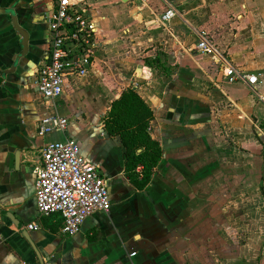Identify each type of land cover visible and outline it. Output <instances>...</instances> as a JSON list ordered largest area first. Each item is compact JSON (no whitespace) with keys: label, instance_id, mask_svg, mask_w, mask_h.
<instances>
[{"label":"crops","instance_id":"crops-1","mask_svg":"<svg viewBox=\"0 0 264 264\" xmlns=\"http://www.w3.org/2000/svg\"><path fill=\"white\" fill-rule=\"evenodd\" d=\"M87 3L98 30L92 66L48 103L36 72L50 4L0 0V264H264V0ZM131 4L134 31L116 38ZM170 8L177 16L163 22ZM203 39L212 54L195 51ZM230 69L256 84L231 80ZM126 89L154 112L149 132L163 152L144 186L103 127ZM55 115L67 130L40 137V120ZM65 140L99 167L112 203L73 237L59 214L39 216L35 198L42 148Z\"/></svg>","mask_w":264,"mask_h":264},{"label":"built area","instance_id":"built-area-1","mask_svg":"<svg viewBox=\"0 0 264 264\" xmlns=\"http://www.w3.org/2000/svg\"><path fill=\"white\" fill-rule=\"evenodd\" d=\"M50 4L47 11L49 40L47 60L36 72L39 93L48 103L64 94L69 77H83L92 66L97 44V26L87 0H41ZM151 0H138L145 5ZM177 16L174 8L161 17L163 22ZM195 51L212 54L214 48L207 40L200 41ZM231 80L256 84V77L242 75L230 69ZM67 118L55 115L40 120L38 135L65 132ZM41 168L35 181V198L40 217L59 214L63 219L62 233L77 235L83 223L97 213H109L112 207L109 183L97 165L88 161L77 143L70 140L51 142L41 150ZM37 224L27 226L35 231ZM136 254H131L134 257Z\"/></svg>","mask_w":264,"mask_h":264},{"label":"trees","instance_id":"trees-1","mask_svg":"<svg viewBox=\"0 0 264 264\" xmlns=\"http://www.w3.org/2000/svg\"><path fill=\"white\" fill-rule=\"evenodd\" d=\"M147 63L160 65V60H148ZM167 70L165 67L164 71ZM153 120L154 112L144 100L135 91L126 89L114 101L103 122L107 134L119 138L125 148L127 174L133 180L143 176L142 186L149 182L163 155L160 143L149 132ZM139 167L141 172L137 171Z\"/></svg>","mask_w":264,"mask_h":264},{"label":"rangeland","instance_id":"rangeland-1","mask_svg":"<svg viewBox=\"0 0 264 264\" xmlns=\"http://www.w3.org/2000/svg\"><path fill=\"white\" fill-rule=\"evenodd\" d=\"M117 1L120 2L122 0H117ZM136 6H137L136 4H131V5H129V7H125L123 9V15L127 16L130 20L127 21L126 23H124L123 26L119 30L116 31V29H114L115 33H116L114 36L118 35V36H120V38L121 37L125 38V36L131 34L134 31L133 28H132L133 25L130 24V21L133 20V18H132L134 16L133 15V10H135ZM111 11H112L114 16H121V7L118 4L116 6H114ZM116 38H118V37L116 36ZM112 47H114V46H112Z\"/></svg>","mask_w":264,"mask_h":264},{"label":"water","instance_id":"water-1","mask_svg":"<svg viewBox=\"0 0 264 264\" xmlns=\"http://www.w3.org/2000/svg\"><path fill=\"white\" fill-rule=\"evenodd\" d=\"M17 31L22 35V37H23V48L24 49H27V43L29 42V36H28V33L27 32H25L24 30H22V29H17ZM24 236H26V235H24ZM27 237V236H26Z\"/></svg>","mask_w":264,"mask_h":264}]
</instances>
